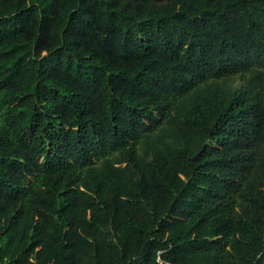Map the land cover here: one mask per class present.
<instances>
[{
    "label": "trees",
    "instance_id": "1",
    "mask_svg": "<svg viewBox=\"0 0 264 264\" xmlns=\"http://www.w3.org/2000/svg\"><path fill=\"white\" fill-rule=\"evenodd\" d=\"M0 264H264V0H0Z\"/></svg>",
    "mask_w": 264,
    "mask_h": 264
},
{
    "label": "rangeland",
    "instance_id": "2",
    "mask_svg": "<svg viewBox=\"0 0 264 264\" xmlns=\"http://www.w3.org/2000/svg\"><path fill=\"white\" fill-rule=\"evenodd\" d=\"M242 79L243 78L240 76H236L234 78L229 79L226 84L227 89L233 92H238L239 90H241L242 86L244 85V81Z\"/></svg>",
    "mask_w": 264,
    "mask_h": 264
}]
</instances>
